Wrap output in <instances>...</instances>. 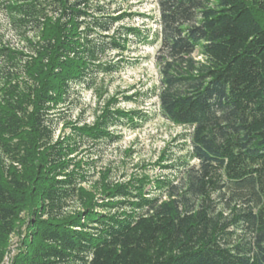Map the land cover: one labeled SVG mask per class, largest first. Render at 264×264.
<instances>
[{
  "label": "trees",
  "instance_id": "1",
  "mask_svg": "<svg viewBox=\"0 0 264 264\" xmlns=\"http://www.w3.org/2000/svg\"><path fill=\"white\" fill-rule=\"evenodd\" d=\"M128 1L0 0L23 44L0 33V264L15 236L11 264H264V0H154V16ZM132 42L159 44L160 113L190 150L112 181L84 144L148 115L113 97L88 124L68 106Z\"/></svg>",
  "mask_w": 264,
  "mask_h": 264
},
{
  "label": "rangeland",
  "instance_id": "2",
  "mask_svg": "<svg viewBox=\"0 0 264 264\" xmlns=\"http://www.w3.org/2000/svg\"><path fill=\"white\" fill-rule=\"evenodd\" d=\"M125 5L126 9L132 13L152 16L157 14L154 0H129ZM138 16L135 14L126 23L128 25L133 23L134 26L147 29L156 28L153 21L149 20L147 23ZM1 17L0 33L4 32L6 38L11 41V48H21L23 45L21 40L18 41L15 34L8 29L5 19ZM130 48L131 50L126 52L124 57H119L116 51L104 54L100 62L103 65L118 63V68H115L114 72L95 73L90 86L86 89L82 86L76 87L71 94L72 101L69 106H72L71 108L68 106L72 120L83 115L82 120L88 124L93 123L94 117L113 97L119 98L118 108L140 110L148 115V119L135 129L123 128L122 138L113 144L102 143L98 146L92 143L84 144L80 156L96 161L99 169H110L112 181H124L131 175L139 173H150L155 176L159 169L152 166L164 151H167L171 159L176 161L187 156L190 150V143L186 136L191 129L169 122L160 113L158 105L161 82L159 44L142 45L132 42ZM196 57L201 60V53H197ZM121 60L125 61L120 63ZM67 132H69L68 129ZM177 175V173L169 172L170 177L177 178ZM18 244L19 238L15 236L7 248L2 264H11Z\"/></svg>",
  "mask_w": 264,
  "mask_h": 264
},
{
  "label": "bare ground",
  "instance_id": "3",
  "mask_svg": "<svg viewBox=\"0 0 264 264\" xmlns=\"http://www.w3.org/2000/svg\"><path fill=\"white\" fill-rule=\"evenodd\" d=\"M156 1V0H155ZM4 3V2H3ZM5 6V5H4ZM2 7V6H1ZM2 8H4V7H2ZM1 8V9H2ZM6 9V8H5ZM3 11V10H2ZM5 11V10H4ZM6 12H8V11H6ZM7 14V13H6ZM11 16V15H10ZM13 26V25H12ZM139 26V25H138ZM28 29V28H27ZM30 41V40H29ZM1 44H3V43H1ZM2 46V45H1ZM8 47V46H7ZM10 47V46H9ZM15 51H17V50H15ZM21 52V51H20Z\"/></svg>",
  "mask_w": 264,
  "mask_h": 264
},
{
  "label": "built area",
  "instance_id": "4",
  "mask_svg": "<svg viewBox=\"0 0 264 264\" xmlns=\"http://www.w3.org/2000/svg\"><path fill=\"white\" fill-rule=\"evenodd\" d=\"M132 25H134V24L132 23Z\"/></svg>",
  "mask_w": 264,
  "mask_h": 264
}]
</instances>
